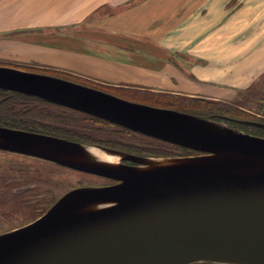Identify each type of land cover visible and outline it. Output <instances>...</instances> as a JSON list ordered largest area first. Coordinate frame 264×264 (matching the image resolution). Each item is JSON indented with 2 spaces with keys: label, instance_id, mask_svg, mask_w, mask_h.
<instances>
[{
  "label": "water",
  "instance_id": "obj_1",
  "mask_svg": "<svg viewBox=\"0 0 264 264\" xmlns=\"http://www.w3.org/2000/svg\"><path fill=\"white\" fill-rule=\"evenodd\" d=\"M0 89L200 153L183 166L109 169L56 157L104 148L0 126V150L117 182L70 191L39 219L0 235V264H264V170L253 173L264 164L263 137L11 68L0 67ZM95 203L112 206L82 211Z\"/></svg>",
  "mask_w": 264,
  "mask_h": 264
},
{
  "label": "crops",
  "instance_id": "obj_2",
  "mask_svg": "<svg viewBox=\"0 0 264 264\" xmlns=\"http://www.w3.org/2000/svg\"><path fill=\"white\" fill-rule=\"evenodd\" d=\"M232 1L0 0V43L18 47L0 50V67L20 62L123 87L117 76L127 75L136 78L130 86L225 100L191 84L215 92L245 89L264 58L258 34L263 4ZM53 26L76 27L36 33ZM249 27L255 36L239 39ZM165 75L167 83L148 78ZM174 76L186 79L187 91L171 88Z\"/></svg>",
  "mask_w": 264,
  "mask_h": 264
},
{
  "label": "rangeland",
  "instance_id": "obj_3",
  "mask_svg": "<svg viewBox=\"0 0 264 264\" xmlns=\"http://www.w3.org/2000/svg\"><path fill=\"white\" fill-rule=\"evenodd\" d=\"M232 2H238V0ZM256 2H260V4H263L264 6V0H257ZM260 14L261 25L258 34H260L259 37L261 38V41H263L264 11H261ZM75 27L76 26H53L38 30L36 33L60 34L66 32L67 29L71 30V28ZM255 30L256 28L254 27L246 28L243 33L241 32L239 39L243 35L255 36ZM17 48L18 47L13 44L0 43V50L14 51ZM260 49H264V45L260 46ZM258 60L260 65L259 67L252 69L251 81L250 79L247 81L249 82V85L245 89L227 88L221 92H215L218 90L215 89L214 86L207 84L202 86L197 82L191 84L195 90L197 88H203L205 94L209 91L212 94L217 95V97L225 100L196 95L172 94L166 91L149 90L146 88L130 86L136 84L133 83L136 78L127 75L117 76L118 81L128 85L127 87H123L101 84L94 79H84L78 76L64 74L53 69L27 65L22 66L19 64L20 62H15L17 63L15 65L7 64L11 65L7 67L34 74L60 78L113 95L129 102L184 113L194 116L220 129H228L232 132L248 134L242 130V127H255L251 125L258 123V121L255 120H264V58ZM9 62H12V60ZM148 78L155 84L167 83L170 81L168 75L159 79L154 76H148ZM174 80L176 81V84L173 85L171 83L170 86L172 89L187 91L184 86L186 82L184 77L174 76ZM166 88L168 87L166 86ZM3 99H5V101H3ZM195 100H204L212 104L223 103L225 106L230 107L236 112H241V117H230L229 115L218 116L221 120L215 121L214 119L216 118L210 119L205 116L193 115L189 113L188 110H183V112L177 110L178 108L185 109L180 107L179 104L188 103V101L195 102V104L200 106V103ZM172 103L173 105L170 106ZM3 104L12 107L13 115L19 113L25 115L26 119H31L32 123L29 124L28 128L38 131H41V129L44 128L42 130L46 131L43 132H50L51 134L56 135L60 134L63 136L68 135L65 130L69 129L68 133L72 134L71 136H88L94 141L93 143H79L81 145L97 146L121 154L124 153V155H127L128 157L137 159L141 158L144 160L182 159L183 157L199 155L198 152L189 148L152 139L142 134L132 133L130 130L123 129L122 127H118L109 122L105 123L102 120H92L87 114H85L87 115L85 116L82 115V113H73L72 111L57 108L49 104L36 103L17 98L8 99L4 94L0 97V107ZM15 106L17 109H15ZM67 118L73 119L75 122L70 123L67 127L62 126L65 122L62 120H67ZM59 126L65 129L60 130L57 128ZM128 153H136L139 156L128 155ZM142 166L144 167V165ZM111 184H113V182L95 175L75 171L28 155L0 150V235L22 228L39 219L58 200L70 191L87 188H100ZM193 264L226 263L205 260Z\"/></svg>",
  "mask_w": 264,
  "mask_h": 264
},
{
  "label": "trees",
  "instance_id": "obj_4",
  "mask_svg": "<svg viewBox=\"0 0 264 264\" xmlns=\"http://www.w3.org/2000/svg\"><path fill=\"white\" fill-rule=\"evenodd\" d=\"M3 94L6 95L8 99L17 98V99H22V100L33 101V102H36V103L42 102L44 104H47L46 102H44L42 100H38L36 97L32 98V97L20 95L18 93L0 91V97H2ZM3 101H5V99H3ZM195 101L200 103V106L195 104V102L188 101V103H180L179 104L180 107H183L185 109L178 108L177 110L182 111V112H183V110H188L189 113H191L193 115L205 116V117H209L210 119L216 118V119H214L215 121L216 120H218V121L221 120V118L218 117V116L229 115L230 117H241L240 116L241 112H236L235 110L231 109L230 107L225 106L223 103H221V104L220 103L219 104L218 103L212 104V103H209L208 101H204V100H195ZM49 105L54 106L53 104H49ZM172 105H173V103L170 104V106H172ZM11 108L12 107H9V105H5V104H3L0 107V126L1 127L17 129V130H24V131H28V132L43 133V134H47V135H54V136H58V137L70 140V141H74V142H77V143H83V144L84 143H93L94 142L88 136H79V137L71 136L72 134L68 133L69 129L65 130L66 134H68V135L67 136H63V135H60V134L56 135V134H51L50 132H43V131H46V130H42L44 128H42L41 131L40 130L39 131L38 130H34L32 128H28L29 124L32 123V120L31 119H26L25 115L19 114L18 112H17L18 113L17 115H15V114L13 115V110ZM15 109H17L16 106H15ZM82 115H85V114H82ZM85 116H87V115H85ZM88 117H90V119H92V120H101V119L96 118L94 116H89L88 115ZM35 119H36V117H35ZM62 121H65L62 126H66V127L69 126L70 123L75 122L73 119H70V118H67V120L63 119ZM102 121H104V120H102ZM255 121H258V123H263L264 124V120H261V121L260 120H255ZM104 122L107 123L106 121H104ZM57 128H59L60 130L61 129H65V128H62L60 126L57 127ZM242 130L244 132H247L248 134H251V135L264 137V129H261V128L244 126V127H242ZM55 131H57V130H55Z\"/></svg>",
  "mask_w": 264,
  "mask_h": 264
},
{
  "label": "bare ground",
  "instance_id": "obj_5",
  "mask_svg": "<svg viewBox=\"0 0 264 264\" xmlns=\"http://www.w3.org/2000/svg\"><path fill=\"white\" fill-rule=\"evenodd\" d=\"M214 130V129H213ZM217 131V130H216ZM76 155H66L62 156L58 153H55L57 155L56 157L59 160L63 161H70V162H76V163H88L94 166L98 167H105L109 169H121V161L123 160H129L131 162L137 163V165H140L138 168H136L137 171H145V170H156L159 168H166V167H172V166H183L185 164H190L192 162H195L193 160H198L197 158H184V159H137L125 156L123 154H120L118 152L112 151V150H101L91 147H81L78 149ZM200 154V153H198ZM194 156V155H193ZM227 154H219V158L225 157ZM259 165L256 166L257 170H254V172L262 171L264 170V164L258 163ZM144 165V167L142 166ZM142 166V167H141ZM109 206H112L111 204H105V203H95L88 206L83 207L82 211L86 210H93L95 208H107Z\"/></svg>",
  "mask_w": 264,
  "mask_h": 264
},
{
  "label": "flooded vegetation",
  "instance_id": "obj_6",
  "mask_svg": "<svg viewBox=\"0 0 264 264\" xmlns=\"http://www.w3.org/2000/svg\"><path fill=\"white\" fill-rule=\"evenodd\" d=\"M0 91H3V92H11V93H16V92H12V91H6V90H1L0 89ZM18 94H20V95H24V94H21V93H18ZM24 96H28V97H32L33 98V96H29V95H24ZM38 100H41V99H39V98H37ZM42 101H44V100H42ZM44 102H46L47 104H52V103H50V102H47V101H44ZM40 103H42V102H40ZM42 104H44V103H42ZM54 105V107H57V108H61V109H65V110H69V111H72L73 113H82V112H80V111H76V110H73V109H69V108H66V107H63V106H60V105H56V104H53ZM82 114H85V113H82ZM88 115V114H87ZM11 129V128H10ZM14 130H17V129H14ZM22 131H24V130H22ZM33 133H37V132H33ZM133 133H136V132H133ZM38 134H43V133H38ZM137 134H139V133H137ZM43 135H47V134H43ZM48 136H53V137H56V138H60V139H64V138H61V137H58V136H54V135H48ZM147 137V136H146ZM150 138V137H149ZM153 139V138H152ZM64 140H67V139H64ZM68 141H70V140H68ZM71 142H74V141H71ZM74 143H77V142H74ZM136 155V156H139L138 154H136V153H128V155ZM121 163L123 164V165H125V166H130V167H136V166H139V165H137V163H135V162H131V161H129V160H123V161H121ZM90 175H92V174H90ZM98 177H100V176H98ZM100 178H103V177H100ZM103 179H106V178H103ZM107 180H109V181H111V182H113V184H111V185H114V184H117V182L116 181H114V180H110V179H107ZM111 185H109V186H111ZM104 187H106V186H104Z\"/></svg>",
  "mask_w": 264,
  "mask_h": 264
}]
</instances>
